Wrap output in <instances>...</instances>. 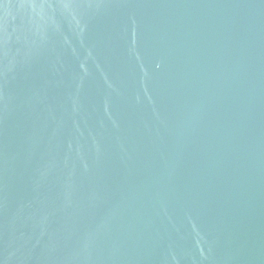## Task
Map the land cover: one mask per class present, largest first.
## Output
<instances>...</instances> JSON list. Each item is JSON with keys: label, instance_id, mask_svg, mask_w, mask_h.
I'll list each match as a JSON object with an SVG mask.
<instances>
[{"label": "water", "instance_id": "1", "mask_svg": "<svg viewBox=\"0 0 264 264\" xmlns=\"http://www.w3.org/2000/svg\"><path fill=\"white\" fill-rule=\"evenodd\" d=\"M0 264H264V0H0Z\"/></svg>", "mask_w": 264, "mask_h": 264}]
</instances>
